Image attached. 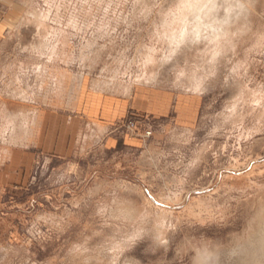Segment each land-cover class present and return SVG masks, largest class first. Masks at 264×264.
Listing matches in <instances>:
<instances>
[{"label":"rangeland","instance_id":"1","mask_svg":"<svg viewBox=\"0 0 264 264\" xmlns=\"http://www.w3.org/2000/svg\"><path fill=\"white\" fill-rule=\"evenodd\" d=\"M180 1L0 18V264H264V0H216L219 56L203 30L164 65ZM30 9L64 29L51 56Z\"/></svg>","mask_w":264,"mask_h":264},{"label":"bare ground","instance_id":"2","mask_svg":"<svg viewBox=\"0 0 264 264\" xmlns=\"http://www.w3.org/2000/svg\"><path fill=\"white\" fill-rule=\"evenodd\" d=\"M219 3L220 2H218L216 0H182L178 3L179 14L176 17L177 22L174 20L173 24H171V26L163 32V34L167 35V37L169 38L171 43H173L174 45H171V48L169 49V55L162 58V61H161L162 64L166 65V63H168L173 58H175L176 55L183 53L184 51L186 52L187 50L197 46V45H192V44H194V42L199 39L200 33L203 30H206L210 33V38H211V42L213 45H209V47L213 50L215 55L219 56V54L221 52L220 44H221V41L224 39V36L227 34V31L224 29L217 31L218 29H214L213 24H208V23L205 24V22L203 20H201L203 16H207L210 13H215V14L219 13L220 9L223 7V6H220ZM225 7H226V11L228 12L229 8L231 7V3H227L225 5ZM191 11L193 13L192 14L193 18L190 21H187V18H185V16H187V14ZM25 14H26V16L24 18L25 24L28 23V24L33 25L32 28H35L34 31H35L36 36H37V37L35 36L37 41H36L35 45L31 44L32 45L31 49L33 51H36V53L40 54V55L41 54L43 55L44 52H49L50 56H51L55 51V46L52 45L53 43H50V41L48 40V37L50 35V38H54L58 41H59V39H62V41H64V38H66L64 35L65 33L63 32L64 29L63 30H61V29H55L54 30L48 26V21L50 20V12L49 11H47L45 13H41V12L37 13L34 9H30ZM54 16L56 18H59L58 15H54ZM236 19H237L236 17L231 16L229 13L228 21L227 20L226 21L225 20L220 21V20L216 19V22H219L218 26L220 24H226L227 23L225 25V27L228 29L229 25H231V24L235 25ZM179 21H182V23H180V27L178 28L175 24L178 23ZM22 24H24V23L22 22ZM24 27H25V25H24ZM26 29H28V28L26 27ZM17 30H18V28H17ZM39 70H41V69L39 68ZM155 79H156V75L151 76V77H147L145 79V81L146 82H152ZM196 84H198V83H196ZM125 92H126V90H125ZM17 95H19V97L23 99V98H25V97H23V95H27V93H25L23 90L18 89V92H16V96ZM20 124L21 125H19L17 129H20L24 133L27 132L26 131L27 127H24L25 124L23 122V119H22V123L20 122ZM22 124H23V126H22ZM9 125H11L10 128L12 129L10 131L11 136L9 139H10V142H12V141H14V139L17 138L14 135H12V134H15L14 132L16 130L17 122L11 121V122H9ZM24 133H22V134H24ZM157 233H158L157 234L158 236H156V237H158V238H159V236H163V234H165V233L161 234V232H159V231ZM159 239H161V238H159ZM163 239H165V237ZM162 240H160V241H162ZM197 264H204V263L201 259V260H199V262Z\"/></svg>","mask_w":264,"mask_h":264},{"label":"crops","instance_id":"3","mask_svg":"<svg viewBox=\"0 0 264 264\" xmlns=\"http://www.w3.org/2000/svg\"><path fill=\"white\" fill-rule=\"evenodd\" d=\"M13 1H17V0H0V18L5 16L6 14H8V11L9 12L11 11V9H12L11 7H12V2ZM3 21L4 20H0V24H2Z\"/></svg>","mask_w":264,"mask_h":264}]
</instances>
